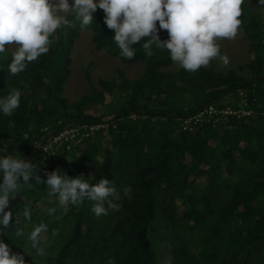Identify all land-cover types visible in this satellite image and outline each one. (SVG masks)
Returning a JSON list of instances; mask_svg holds the SVG:
<instances>
[{
    "label": "trees",
    "instance_id": "obj_1",
    "mask_svg": "<svg viewBox=\"0 0 264 264\" xmlns=\"http://www.w3.org/2000/svg\"><path fill=\"white\" fill-rule=\"evenodd\" d=\"M241 7V28L253 54V79L244 81L232 73L222 76L209 70L189 73L182 69L163 73L160 69L172 62L168 51L153 44V55L149 57L143 49L146 41L141 40L133 46L134 59H124L120 55L126 62L143 63L140 80L118 85L117 95L122 94L117 102L97 117L82 112V104H74L72 110L68 109L59 98L67 75V50L72 38L82 31L78 22L73 21L75 27L65 29L64 41L60 37L56 39L47 55L30 63L19 75L8 72L11 55L7 52L0 55V97L6 96L12 88L22 93L16 111L10 116L0 113V148L15 138L20 147L16 158L27 153V141L22 137L25 133L33 134L56 122L61 125L92 124L110 117L105 131L97 132L57 161L34 158L30 181L33 182L37 169L42 172L59 169L61 174L72 178H90L91 184L107 178L115 185L122 198V207L112 209L115 214L110 234L112 246L100 247L104 250L102 259L105 264L110 258H114L115 264H155L148 237L156 216L179 236H187L191 230L203 235L202 244L211 245L210 252L204 255V260L210 264H264V114H261L264 112V78L261 75L264 70V22L256 13H248L245 4ZM104 15L103 10L97 9L95 20L85 30L92 31L91 43L95 50H119L113 39L114 32L104 23ZM159 36L161 40L168 39L166 30ZM177 84L182 86L177 87ZM103 86L112 89L107 84ZM252 86L256 93L255 105L260 104L259 113L242 119L229 117L224 125L219 123L215 128L203 125L191 134L176 131L174 119L190 116L207 105H218L224 96ZM180 87L185 91H179ZM146 93L150 97H144ZM161 94H164L162 100L159 99ZM183 94L186 97H182ZM178 98L189 101L190 105L177 107ZM130 113L162 117L164 121L127 120ZM186 157L188 162H185ZM189 176L191 180H188ZM198 178L204 181L196 186L194 181ZM2 179L0 176V182ZM45 186L39 184L37 189ZM128 186L132 189V199L123 194L124 187ZM32 192L36 195L37 190ZM19 193L22 194V190ZM39 198H24L23 203H15L16 209L24 210L30 206L32 210ZM177 200L184 209L179 216ZM93 204L85 199L78 206L68 205L63 218H71L70 231L60 244L53 264H67L71 253L79 257L82 264H89L92 260L90 253L85 255L86 240L81 235V228L86 227L91 235ZM105 207L110 208L107 204ZM57 212L60 211L55 210L53 215ZM21 215L26 225H46L33 216L29 221L23 213ZM49 217L53 226L54 216L43 218L46 221ZM188 222L191 224L185 227ZM20 229L22 226L15 223L13 217L9 228L0 226L4 233L0 234V240L9 244L13 252L24 253L27 264H41L31 241L27 247L17 235ZM47 235L49 239L52 236L48 227ZM94 236L98 239L100 234ZM52 239L57 242L61 234L52 236ZM187 245L175 246V257L182 264H196ZM169 250L163 249L165 252ZM168 260L169 256L159 264H167Z\"/></svg>",
    "mask_w": 264,
    "mask_h": 264
},
{
    "label": "clouds",
    "instance_id": "obj_2",
    "mask_svg": "<svg viewBox=\"0 0 264 264\" xmlns=\"http://www.w3.org/2000/svg\"><path fill=\"white\" fill-rule=\"evenodd\" d=\"M245 0H0V55L14 48L8 72L15 76L28 65L47 55L53 43L51 37L63 27L81 30L91 26L97 9L104 12V23L114 32L113 39L124 59H134V45L141 40L147 56L153 55L151 46L166 49L173 63L183 70L195 73L208 67L213 60L228 66L227 56L221 54L222 39L233 40L242 25V5ZM264 4V0H260ZM72 17L70 20L68 17ZM157 22L159 27L157 26ZM160 30H166L168 39L161 40ZM7 45V47H6ZM21 91L12 88L0 97V113L10 116L20 107ZM6 147L0 148L5 152ZM46 180L35 176L37 184H46L48 195L56 196L60 206H78L85 199L94 201L92 212L96 217L106 216L108 207L119 210L122 198L115 185L107 178L91 184L83 176L72 178L59 169L45 172ZM0 226L9 228L13 213L8 210L23 186L32 187L33 163L13 155H0ZM130 186L123 194L132 199ZM113 201H121L120 204ZM52 214L55 209H49ZM30 206L23 216L31 220ZM47 226H35L29 235L31 246L38 251L41 234ZM0 234H4L0 231ZM17 235L21 232L17 230ZM0 264H27L24 253L13 252L9 244L0 240ZM107 264H115L110 258ZM171 264V260L167 261Z\"/></svg>",
    "mask_w": 264,
    "mask_h": 264
},
{
    "label": "rangeland",
    "instance_id": "obj_3",
    "mask_svg": "<svg viewBox=\"0 0 264 264\" xmlns=\"http://www.w3.org/2000/svg\"><path fill=\"white\" fill-rule=\"evenodd\" d=\"M244 4L247 7L248 13H256L264 22V4H261L260 0H245ZM157 26L159 27L158 22ZM66 28L67 27H63L57 30L55 35L51 37L53 42L59 37L64 41V32ZM162 32L163 30H160L159 34H162ZM91 35V30H82L72 38L65 56L67 60V75L61 85L59 98L64 101L68 109L72 110L71 106L74 104H82V112L97 117L102 114L103 111L107 110L111 104L117 102V98L122 94L120 93L119 96L117 95L118 85L123 82L129 84L140 80L144 71V65L139 61L126 62L121 58L117 48L111 52L106 49L95 50L91 43ZM220 44L221 54L227 56L229 60L228 66L225 67L221 60H213L208 67H202L200 70H209L213 74L222 76L232 73L234 76L244 81L253 79V54L250 50V43L245 37L242 28H239L238 35L235 39H222ZM12 51H14V48H9L7 53L11 55ZM180 70H182V68L173 62L167 67L160 69L163 73H175ZM261 75L264 78V70ZM103 84H107V87L112 86V89L107 90ZM176 86L179 87L182 86V84H177ZM182 88L180 87L179 91L184 92L185 89ZM123 93H126V91ZM146 96H149V94L146 93L144 97ZM183 96L186 97L185 94H183L182 97ZM226 97H224V99H226ZM163 98L164 94H161L159 99L162 100ZM176 105L177 107L186 108L190 104L189 101H183L178 98ZM4 146H7L6 151L0 152V154L16 156L20 151V147L15 138L5 142L3 147ZM104 146L107 148V143H104ZM233 157L236 158V155L234 154ZM98 160H100V157H98ZM185 162H188L187 157L185 158ZM88 174H90L89 171ZM36 175H40L44 180L46 178L45 172L39 169H37L35 176ZM191 179L192 177L189 176L188 180ZM234 180L236 179L234 178ZM87 181L90 183V178H88ZM203 181V178H198L195 179L194 183L198 186ZM31 184V188L25 187V189H21L22 194L18 193L14 199H10L8 210L12 211L15 223L22 226V229H20L21 235H19V237L25 241L27 247H30L29 235L34 227L38 225H34V227H31L30 224L26 225V223L21 220V214L24 210H17L15 203H23L22 201L24 198H33L32 200H35L34 196H36V198L40 196L39 200L34 204V209L31 210V216L35 217L39 222H46V226L50 228L51 235L57 236V234L60 233L61 239L57 242L53 241V239L50 240L52 236L49 239L47 231L43 232L38 246L42 251L36 249L35 254L36 257L41 260V264H53L52 260L60 244L65 240L70 231L71 218H65V220L63 218L64 214L68 212V206H60L56 196L48 195L49 189L46 186L38 190L39 184L36 183L35 177ZM34 190H37L36 195L32 192ZM176 204L178 207L177 216H179L184 209L179 200L176 201ZM49 209H55L60 212L54 215L53 213L49 214ZM44 216H54V225L51 226L50 220L52 219L50 217L45 221L43 218ZM91 218V235H89L86 227L81 228V235L86 240L84 249L85 255L88 253L91 254L92 260L89 261V264H105L102 259L104 257V250L100 249V247L104 246L108 248L112 246L113 239L110 237V234L112 232L115 214H113L112 208H108V214L106 216L102 215L96 217L93 213ZM190 224L191 223L188 222L184 226L187 227ZM94 234H100L99 238L96 239L97 236L95 235V237ZM202 236L203 235L198 234V231L193 230H191L187 236H179L176 234V231H173L156 216L155 223L152 225V232L149 233L148 237V241L154 253L155 264L161 263V261L168 256L171 260V264H182L175 257L174 247L179 244H188L189 253L196 264H210L204 260V255L210 252L211 245L202 244ZM96 242H98V244H96ZM164 247L170 248L171 251H163ZM26 251H29V249ZM66 262L67 264H82L79 257L73 256V253H71V256H69Z\"/></svg>",
    "mask_w": 264,
    "mask_h": 264
},
{
    "label": "built area",
    "instance_id": "obj_4",
    "mask_svg": "<svg viewBox=\"0 0 264 264\" xmlns=\"http://www.w3.org/2000/svg\"><path fill=\"white\" fill-rule=\"evenodd\" d=\"M256 93L254 86L245 89H237L234 93L224 96L218 105H207L196 113L185 118H176L175 129L184 134L194 133L203 125L215 128L217 124L224 125L227 119H242L255 115L260 112V104H256ZM264 114V112H261ZM127 120L135 121L138 119L149 120L151 123L163 122L162 117H148L141 113H130ZM110 117L101 119L100 122L92 124H67L61 125L60 122L48 124L41 127L33 134H23L22 137L27 141V153L19 159L32 161L36 157L55 162L61 157L71 153L81 142L91 139L97 132H102L109 126ZM111 127L114 128L113 123Z\"/></svg>",
    "mask_w": 264,
    "mask_h": 264
}]
</instances>
